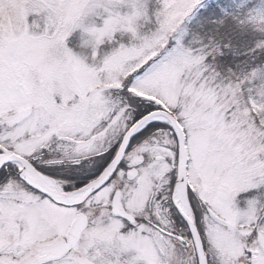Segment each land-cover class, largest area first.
Listing matches in <instances>:
<instances>
[{"label": "snow or ice", "instance_id": "snow-or-ice-1", "mask_svg": "<svg viewBox=\"0 0 264 264\" xmlns=\"http://www.w3.org/2000/svg\"><path fill=\"white\" fill-rule=\"evenodd\" d=\"M146 4L0 0V264H264V65L221 73L206 27L264 10Z\"/></svg>", "mask_w": 264, "mask_h": 264}, {"label": "trees", "instance_id": "trees-1", "mask_svg": "<svg viewBox=\"0 0 264 264\" xmlns=\"http://www.w3.org/2000/svg\"><path fill=\"white\" fill-rule=\"evenodd\" d=\"M233 7H235L234 0H202V5L192 14L194 19L191 26L195 27L196 20L201 19L202 14L206 20L220 19L224 17L225 13L237 14L238 11L232 9ZM206 27L211 30V35L220 42L221 54L216 56L215 66L221 73L229 69L234 72H239L241 69L247 71L264 63V50L251 53L249 51L257 40L264 39V35L256 33L246 26H239L231 18H225L224 24L218 29L212 24H207ZM105 44L111 45L109 42H105ZM225 44L228 47H224Z\"/></svg>", "mask_w": 264, "mask_h": 264}, {"label": "rangeland", "instance_id": "rangeland-1", "mask_svg": "<svg viewBox=\"0 0 264 264\" xmlns=\"http://www.w3.org/2000/svg\"><path fill=\"white\" fill-rule=\"evenodd\" d=\"M235 7L232 9L236 10V12H242L246 9L255 8L256 10H264V0H234ZM158 5L156 4V0H147L146 8L149 15L148 21H138V24H141L139 31L142 33H147L154 28L153 24V16L152 13L155 11ZM131 9L125 6L120 7L119 11L123 14L125 11H130ZM106 15V14H105ZM94 20L96 26H100L102 24V19L99 17H89L85 18L84 23L88 24L90 21ZM117 38H119L120 42L125 44L128 43V34H125L123 37H120L119 34H116ZM86 39V37L82 34L81 30L75 29L69 37L66 39V46L69 47L74 54L79 55L85 58V62H90L89 57L91 53V49L89 47H83L82 41ZM107 42V41H106ZM71 43V44H70ZM108 46L107 48H105ZM113 45L111 44H103L100 45L97 49V59L102 58L105 54L109 53L112 49ZM105 48V49H104ZM264 65V63L262 64Z\"/></svg>", "mask_w": 264, "mask_h": 264}, {"label": "clouds", "instance_id": "clouds-1", "mask_svg": "<svg viewBox=\"0 0 264 264\" xmlns=\"http://www.w3.org/2000/svg\"><path fill=\"white\" fill-rule=\"evenodd\" d=\"M117 15H119L118 12H117ZM83 35L86 37V39H84L82 41V46L83 47H89V45L85 44V40H89L90 41L92 39V37L90 35H88L87 33H83ZM241 82H243V81H241Z\"/></svg>", "mask_w": 264, "mask_h": 264}, {"label": "flooded vegetation", "instance_id": "flooded-vegetation-1", "mask_svg": "<svg viewBox=\"0 0 264 264\" xmlns=\"http://www.w3.org/2000/svg\"><path fill=\"white\" fill-rule=\"evenodd\" d=\"M179 227V225H177Z\"/></svg>", "mask_w": 264, "mask_h": 264}]
</instances>
